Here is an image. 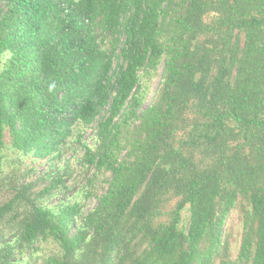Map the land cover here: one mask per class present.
I'll return each instance as SVG.
<instances>
[{
	"label": "trees",
	"instance_id": "1",
	"mask_svg": "<svg viewBox=\"0 0 264 264\" xmlns=\"http://www.w3.org/2000/svg\"><path fill=\"white\" fill-rule=\"evenodd\" d=\"M0 264H264V0H0Z\"/></svg>",
	"mask_w": 264,
	"mask_h": 264
},
{
	"label": "rangeland",
	"instance_id": "2",
	"mask_svg": "<svg viewBox=\"0 0 264 264\" xmlns=\"http://www.w3.org/2000/svg\"><path fill=\"white\" fill-rule=\"evenodd\" d=\"M161 74H162V67L154 74H152L151 76H147V77H142L141 79V87L142 90L146 93V103L145 106H149V104L151 103L152 99L154 98V95L158 89V86L160 84V78H161ZM83 139L84 142L86 144H88L89 146L93 147L94 146V132L93 130H88L86 132L83 133ZM75 149V144L73 142H71L69 144V149L66 151V159H72V163L73 166L75 167L77 164V158L80 157V153H78L77 155L73 156V150ZM11 158V157H10ZM76 170L75 176H77V179L79 182H82L83 180V174H81V170ZM74 179L70 180V183L68 184H76V182ZM79 186V185H78ZM79 187H75L73 189V191H77ZM74 192L70 193V197H74L75 193ZM96 205L95 201H87L86 206H87V210H90L91 208H93ZM183 218H184V222L188 221L189 218V214L187 211L184 212L183 214ZM42 251H38L37 254H52V252L54 251L55 247L53 245H43V247H41Z\"/></svg>",
	"mask_w": 264,
	"mask_h": 264
}]
</instances>
